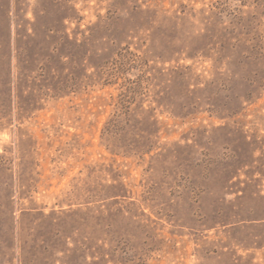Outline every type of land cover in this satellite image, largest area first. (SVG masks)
I'll use <instances>...</instances> for the list:
<instances>
[{
	"label": "rangeland",
	"instance_id": "rangeland-1",
	"mask_svg": "<svg viewBox=\"0 0 264 264\" xmlns=\"http://www.w3.org/2000/svg\"><path fill=\"white\" fill-rule=\"evenodd\" d=\"M0 264H264V0H0Z\"/></svg>",
	"mask_w": 264,
	"mask_h": 264
}]
</instances>
